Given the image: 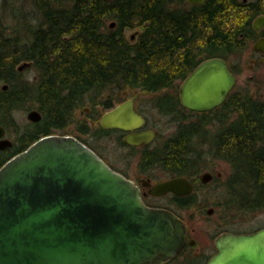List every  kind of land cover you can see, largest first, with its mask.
<instances>
[{"label":"trees","instance_id":"obj_1","mask_svg":"<svg viewBox=\"0 0 264 264\" xmlns=\"http://www.w3.org/2000/svg\"><path fill=\"white\" fill-rule=\"evenodd\" d=\"M182 2L36 0L35 25L26 21L20 33H16L18 27L0 25V81L11 84V90L0 94V115H9L14 104L34 101L42 112V123L64 129L92 94L171 87L202 61L229 59L243 51L249 30L242 29V21L261 13L264 6L260 0L258 11L243 13L233 8L237 0H207L191 11H177ZM230 17L234 23L229 26ZM108 21L116 26L107 27ZM136 28L142 32L131 43L125 31ZM23 61L35 63L38 78L34 86L18 90L15 67ZM110 102L104 104L109 108ZM220 110L228 111V116L235 113L236 118L223 124L214 137L204 129L208 115H201L198 125L182 128L158 157L145 155L144 163H155L171 176H193L190 167L197 166L199 157H191L190 148L194 139L208 140L211 153L232 168L227 187L233 197L243 199L242 203L233 202L234 209L264 211V104L249 94H232ZM223 122L224 118L218 119L220 125ZM88 130L82 128L84 134ZM46 131L42 128L38 134ZM203 131L208 135L205 138ZM36 138L27 139L26 145ZM194 203L193 194L174 195L169 204L174 211L166 209L177 214L175 211L188 210Z\"/></svg>","mask_w":264,"mask_h":264},{"label":"water","instance_id":"obj_2","mask_svg":"<svg viewBox=\"0 0 264 264\" xmlns=\"http://www.w3.org/2000/svg\"><path fill=\"white\" fill-rule=\"evenodd\" d=\"M236 84L225 59L208 58L183 81L181 103L190 111H213ZM41 117L37 110L28 115L33 122ZM143 123L133 100L101 118L103 128L122 131ZM156 135L132 134L125 141L149 144ZM11 145L0 141L1 149ZM213 176L205 172L200 180L207 184ZM193 191L187 177L177 176L155 184L150 193L188 196ZM187 233L178 214L147 206L138 185L75 137L40 138L0 168V264H166L183 250ZM215 246L207 264H264V227L223 233Z\"/></svg>","mask_w":264,"mask_h":264},{"label":"rangeland","instance_id":"obj_3","mask_svg":"<svg viewBox=\"0 0 264 264\" xmlns=\"http://www.w3.org/2000/svg\"><path fill=\"white\" fill-rule=\"evenodd\" d=\"M35 1L36 0H0V25L18 27L20 30L16 33L24 31V23L26 21L35 25V22L32 20L36 14V8L34 6ZM230 18V23H228L229 26L234 23L233 18ZM111 23L112 21L106 22V26L111 27ZM141 32L142 28L130 29L125 31V35L131 43H135ZM24 35L25 34H22L23 38H25ZM252 41L253 40L247 41L246 49L238 54L230 56L228 59L233 70L237 72L236 75L238 79L232 94H240L244 89H249L250 92L255 90L256 87L251 77L257 80L264 79L263 67L254 70L250 69V60L254 44V41ZM34 74V72L30 74L27 72L23 77L31 82L34 79ZM179 84H181L180 80L175 83V86L177 87ZM2 87L3 83H0V88ZM262 91H264V86H262ZM109 95L113 96V100L117 99V102L122 98L121 93L116 94L117 97H115L113 93L108 91H105L103 94L90 95L92 96L88 97L90 100L87 98L88 100L77 108L73 123L62 131H59L57 135L72 136L79 139L92 150H96L105 160L112 163L115 166L114 168L125 172L127 178L133 182L139 181L141 178L146 179L148 176H150L154 182L168 180L171 176L158 165L153 168L154 171L148 176H141L136 170L138 156L135 158H133L134 156L131 157L134 152L128 147H123L120 143L121 136L119 134L103 133L98 135L100 133V117L106 113V105L103 103H106L107 100L110 99ZM34 106V101H28L21 106V109L13 113L15 121H12L11 124L6 123L8 127V132L6 133L7 138L17 142L23 133L30 129L31 123L28 120L27 108H33ZM223 111L220 110V112L218 111V113L209 115L206 118V128L204 129H207L206 131H208L209 137H214L223 124L227 125L235 120V113L228 116L229 112L226 110L225 112ZM146 113L150 124H153L155 120L157 122L156 126L158 131H160V136L157 140V145H155L162 151L165 144L169 140H172L177 134L179 123L172 121L171 117L161 114L157 110H150L149 108ZM219 118H224L222 125L218 123ZM192 120L195 121L196 125L201 121L198 117H193ZM188 121L189 119H186V123ZM84 127L89 129L86 134L82 132V128ZM203 133V138H205V135L208 136L204 131ZM206 141L205 139H194V146L190 148L192 151L191 157H199L197 166L194 167L193 164V167H190L192 168L190 172H192L193 178H195V189L193 191L195 203L188 210L175 211L184 221L190 239L196 243L195 246H188L186 248V251L183 253L185 255L189 253L193 255L197 248H201V250L206 251V253L214 252L215 238L221 233H252L264 227V211L249 213L234 209V203H242L243 199L241 200L237 197H233L229 187H227V183L230 182L229 180L232 176V168L226 161L217 158L211 153V144L208 140ZM205 172H212L215 176L214 181L207 186H203L199 178V176L201 177ZM218 173H221L222 177L219 176L221 178H218L216 175ZM170 201L171 198L165 195L162 197H149L147 202L160 208H170ZM211 209L213 213L209 215L207 212ZM171 210L174 211L173 208ZM183 259L184 257L170 264H183V262H181Z\"/></svg>","mask_w":264,"mask_h":264},{"label":"flooded vegetation","instance_id":"obj_4","mask_svg":"<svg viewBox=\"0 0 264 264\" xmlns=\"http://www.w3.org/2000/svg\"><path fill=\"white\" fill-rule=\"evenodd\" d=\"M177 1H179V0H177ZM206 1L207 0H204L203 3H197V2L192 3L189 0H183V2L179 4L180 7H177L176 10L177 11L182 10V12L191 11V10L195 9L196 7H200V6L205 5ZM253 4H254V6H253ZM260 7H261L260 0H237V5H236V7H233V8L236 10V12L240 11V12L250 13L251 11L253 12V10H254V12L258 11ZM235 10H231V11H235ZM115 26H116V24H115ZM241 26H245V28H242V29L249 30V33H248L249 37H248L247 41H249V40L254 41L253 52L251 54V60H250V62H251L250 63V69L254 70V69L260 68V67L264 68V6H263V10L261 13L257 14L256 16H254L252 18L247 19L246 21H242ZM114 27H112V29ZM241 37H243V35H241ZM225 60L227 61L231 72L237 77V75H236L237 72H235L233 70L232 66L228 62V59H225ZM15 69H16V73H15L14 77H15L16 81L14 82V84H16L19 87L18 90H20L21 87H30V86H34L36 84L37 78H38V72H37L35 63L33 61H23V62L19 63L15 67ZM27 72L29 74L32 72L35 73L33 81L30 82L29 80L24 79L23 76ZM186 78L187 77L181 79L180 80L181 84H179L177 87L174 84L171 87H167V88H164V89H161L158 91H149V90H141V89L123 91L121 93L122 98L118 102L116 101L117 99L113 100V96L109 95L110 99H108V100H110L112 103L110 102L111 106L109 108H108V106L105 107L106 112L115 109L117 106H119L120 104H122L126 101L133 100L134 111L139 116H141L143 118L144 123L141 127L136 128L133 131H122V130H118V129H106V128H103L101 126V118L104 115L103 114L99 120V132H100L99 134H102V133L119 134L121 136L120 143L123 145V147H128L129 149H131V151L134 152L131 157L134 156L133 158H135L138 156V162L136 164V170L140 173L141 176H143V175L148 176L149 174H151V172L154 171L153 168H155V166H156L155 163L152 165H149V166L145 165V163H144L145 162L144 161L145 155L156 154L157 157H158V155H160V149H158L156 147L157 140L160 136V131H158V128L156 126V124H157L156 120L153 124L149 123L148 116L146 113V111L149 110V108H150V110H157L161 114H164L168 117H171L172 121L179 123L178 129H177V134H176V135H178V133H180L182 128H186L189 130V129H191L192 126H196L195 121L192 120L193 117L197 118L201 115H208L209 116V115L215 114L220 108H222L227 103L229 97L232 95L233 90L235 89L234 88L232 90V92L228 96L226 102L221 107H219L213 111H210V112L198 113V112H194V111H190V110L186 109L181 103L180 88H181L183 81ZM251 79H253L256 89L252 90L251 92L249 91V89H244V91H242V93H240L239 96L243 97L244 95L249 94L255 100L264 104V91H262V86H264V79L257 80L253 77H251ZM0 83H3V87L0 88V94L11 90V84L6 83L4 81H0ZM22 89H24V88H22ZM116 94H114L115 97H117ZM19 109H21V106L14 104L13 106L10 107L11 111H10L9 115L8 114L7 115H0V127L3 128V135L1 136L0 141L1 140H8L12 143L11 146H7V147L2 148V149L0 148V168H2V166L5 165L13 157H15L19 153L28 149L34 142H36L40 138H43L45 136H50V135H57L59 131L63 130V129H57L54 127L48 128V125L46 123H42V121H43L42 112L35 105L33 108H27V110H28L27 115H29V113L31 111L37 110L42 115L41 119L37 122H33V121H30L28 119L31 123L30 129L27 130L25 133H23V135L19 138V140L17 142H14L13 140L6 137V133L8 132V127H7L6 123L11 124L12 121H15V119L13 118V113ZM186 119H189V121L187 123H186ZM42 128L48 129V131H46V133L40 132L38 134V131ZM149 131H153V132L157 133L155 139L152 142H150L149 144L132 145V144H128L125 141V139L127 137L131 136L132 134H141V133L149 132ZM32 136L37 137L36 140H34L31 144L26 145V143L28 141L27 139L31 138ZM23 139H24V141H23ZM95 153H97L99 155V157L102 158L110 166V168H112L114 171L122 174L123 176H125L127 178V176H126L127 174L125 172L119 171L116 168H114L115 166L112 163L105 160V158H103L96 150H95ZM210 173H212V172H210ZM173 177H177V176H171L169 179H171ZM185 177H187L194 185V179L195 178H193L192 175H188ZM221 177H218V178H221ZM199 178H201V177L199 176ZM214 179H215V176L212 178V180L209 183H207V184H204L202 182L201 183L203 184V186H207L211 182H213ZM134 183L136 185H138L139 188L141 189L143 200L147 206L153 207V208H160L158 206L151 205L147 202L149 197H153V198L156 197L150 193V190L155 184L160 183V182H154V181H152L151 177L148 176L146 179L141 178V179H139V181H134ZM194 189H195V185H194ZM192 194H190V195H192ZM190 195H188V196H190ZM168 196L171 198L174 195L168 194ZM179 197H185V196H179ZM221 234H223V233H221ZM217 238L218 237H216L215 240ZM195 244L196 243L190 239L189 234L187 233V240H186V244H185L183 250L180 252V254H178V256H176L174 259L167 262L166 264H170L172 262H175L178 259H181L183 257H184V259H183V261H181V262H183V264H207L209 262V260L217 253V249L215 246V250L212 253H206V251H202L201 248H197L194 251L193 255L191 253H189L187 255L183 254L186 251V248L188 246L193 247V246H195ZM214 245H215V241H214Z\"/></svg>","mask_w":264,"mask_h":264},{"label":"bare ground","instance_id":"obj_5","mask_svg":"<svg viewBox=\"0 0 264 264\" xmlns=\"http://www.w3.org/2000/svg\"><path fill=\"white\" fill-rule=\"evenodd\" d=\"M172 109V108H171ZM214 175V174H213ZM214 177V176H213Z\"/></svg>","mask_w":264,"mask_h":264}]
</instances>
